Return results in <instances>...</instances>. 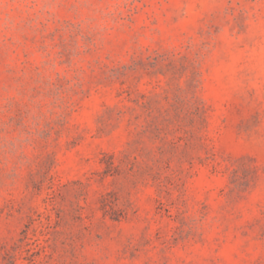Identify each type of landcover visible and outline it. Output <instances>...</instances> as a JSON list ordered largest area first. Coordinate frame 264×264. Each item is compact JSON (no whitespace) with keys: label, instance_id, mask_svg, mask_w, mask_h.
<instances>
[{"label":"rangeland","instance_id":"rangeland-1","mask_svg":"<svg viewBox=\"0 0 264 264\" xmlns=\"http://www.w3.org/2000/svg\"><path fill=\"white\" fill-rule=\"evenodd\" d=\"M0 264H264V0H0Z\"/></svg>","mask_w":264,"mask_h":264}]
</instances>
